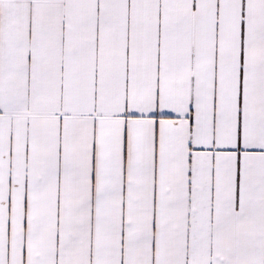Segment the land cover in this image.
I'll return each mask as SVG.
<instances>
[{"label": "snow or ice", "instance_id": "1", "mask_svg": "<svg viewBox=\"0 0 264 264\" xmlns=\"http://www.w3.org/2000/svg\"><path fill=\"white\" fill-rule=\"evenodd\" d=\"M0 264H264V0H0Z\"/></svg>", "mask_w": 264, "mask_h": 264}]
</instances>
